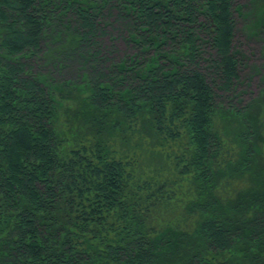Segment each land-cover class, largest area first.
Returning a JSON list of instances; mask_svg holds the SVG:
<instances>
[{"label": "trees", "instance_id": "1", "mask_svg": "<svg viewBox=\"0 0 264 264\" xmlns=\"http://www.w3.org/2000/svg\"><path fill=\"white\" fill-rule=\"evenodd\" d=\"M239 21L264 56V0H0V264H264ZM65 95L86 139L60 135Z\"/></svg>", "mask_w": 264, "mask_h": 264}, {"label": "rangeland", "instance_id": "2", "mask_svg": "<svg viewBox=\"0 0 264 264\" xmlns=\"http://www.w3.org/2000/svg\"><path fill=\"white\" fill-rule=\"evenodd\" d=\"M239 3L245 2V0H238ZM239 32L235 37V44L238 49L245 55V67L243 70V75L245 76V82L238 86L242 92L241 97L243 101H246L249 97L256 94L259 87L263 85L262 79L264 76V56L262 50V42L259 38L252 36H247L248 31L245 28V24L242 21L238 22ZM119 31L113 30V34H117ZM106 40V38H104ZM114 53V58L119 59L125 55L131 54L133 52L132 47L123 40L121 36H117L114 41V48H109L108 51ZM62 102L59 108V115L57 118V124L60 129V135L67 138L69 141L72 139H86L90 136V128L88 122L90 116L87 115L86 107L80 104L78 100L72 101L67 98L66 95L61 99ZM129 137L131 144L135 143L136 137H131L128 132L125 134ZM121 135L114 136L111 139L112 144L116 147L121 144ZM131 137V138H130ZM146 139V138H145ZM124 144H122L123 146ZM148 162L157 164L160 159L158 156L154 155L150 157L148 153L143 154ZM151 158V159H150ZM164 160V158H163ZM166 164V161L164 160ZM164 166V164H161Z\"/></svg>", "mask_w": 264, "mask_h": 264}]
</instances>
